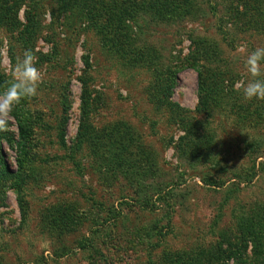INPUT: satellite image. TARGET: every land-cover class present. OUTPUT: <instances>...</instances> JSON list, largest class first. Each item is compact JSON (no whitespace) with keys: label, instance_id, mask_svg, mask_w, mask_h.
Returning <instances> with one entry per match:
<instances>
[{"label":"rangeland","instance_id":"rangeland-1","mask_svg":"<svg viewBox=\"0 0 264 264\" xmlns=\"http://www.w3.org/2000/svg\"><path fill=\"white\" fill-rule=\"evenodd\" d=\"M94 1L101 16L92 0H43L0 21V88L26 49L43 74L0 130V264L207 262L264 205V100L239 87L264 47V0H182L171 15ZM121 4L139 10L103 14ZM132 138L136 163L117 167L105 148Z\"/></svg>","mask_w":264,"mask_h":264},{"label":"trees","instance_id":"trees-1","mask_svg":"<svg viewBox=\"0 0 264 264\" xmlns=\"http://www.w3.org/2000/svg\"><path fill=\"white\" fill-rule=\"evenodd\" d=\"M62 5L65 6L69 5H75L76 7H80L81 1L84 0H60ZM256 1V0H255ZM25 1L21 0H0V21L3 19H8V22L10 23L11 17L9 16L11 14V11L15 7H21L23 4L24 6H28L29 8H32L33 6L37 9L42 8L44 6L43 0H30V4L24 3ZM251 2V0L249 1ZM191 2H188L187 4H190ZM259 2L256 1V4ZM28 4V5H26ZM122 7L106 10L104 15L109 16V19H113V21L118 23L117 16H124V12H128L133 14L137 10H139L138 5H125L121 4ZM89 6L91 13L93 12V15H99L98 9L96 6V3L94 0L92 2H89L87 4ZM117 6V5H115ZM154 11H162L164 14L171 15L174 11H186L189 10L190 7L185 8L182 5V0H154L151 6ZM260 9V5H257L256 10ZM152 11V12H154ZM5 12V16L2 18V15ZM165 14V15H166ZM28 15V13H27ZM161 15H163L161 13ZM101 16V15H99ZM133 16V15H131ZM30 19V18H29ZM115 19V20H114ZM2 22V21H1ZM0 22V23H1ZM112 24H115L111 22ZM199 83L201 84L200 87V98L202 101V104H206V96L205 94H208V87L204 85L202 74H199ZM193 129L188 126L186 128V131H192ZM21 132L24 134V131L21 129ZM117 133V132H115ZM84 138V137H83ZM86 138V137H85ZM89 140H92L89 138ZM133 138L130 140L123 141V145L126 149H128V152H118L113 156V147L105 148V151L107 152V159L110 158L111 162L116 165L117 167H123L127 165H132L136 163V161L131 158V149L130 145L133 143ZM116 142V140L114 139ZM120 141V140H118ZM127 141H131L130 144H127ZM204 145L203 143L197 144L195 147L188 149L193 153L197 154H203L204 153ZM133 152V151H132ZM114 160V161H113ZM238 241L234 242L230 239L229 236L225 237V246L224 248H220L217 250H209L206 253V260L204 259H190L185 258L182 259L183 264H216L215 262H218L217 264H228L229 260L232 258L234 259L235 264H246V260L248 257V247L249 243L251 242L253 245L252 252L254 254L255 264H264V205L258 204L255 205V207L252 210H249L246 213H241L239 219H238ZM190 254V253H189ZM200 254V253H199ZM174 260V259H173Z\"/></svg>","mask_w":264,"mask_h":264},{"label":"clouds","instance_id":"clouds-1","mask_svg":"<svg viewBox=\"0 0 264 264\" xmlns=\"http://www.w3.org/2000/svg\"><path fill=\"white\" fill-rule=\"evenodd\" d=\"M32 49L16 58L12 78L0 88V130H7L11 113L22 100L35 97L43 74ZM250 79L239 85L245 100H264V47L255 48L245 59Z\"/></svg>","mask_w":264,"mask_h":264}]
</instances>
